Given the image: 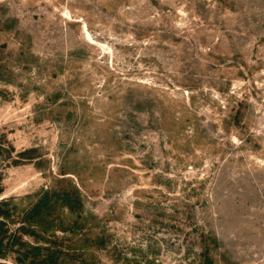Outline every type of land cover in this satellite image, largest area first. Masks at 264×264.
I'll list each match as a JSON object with an SVG mask.
<instances>
[{"label":"rangeland","instance_id":"rangeland-1","mask_svg":"<svg viewBox=\"0 0 264 264\" xmlns=\"http://www.w3.org/2000/svg\"><path fill=\"white\" fill-rule=\"evenodd\" d=\"M64 179L93 264H264V0H0V201Z\"/></svg>","mask_w":264,"mask_h":264},{"label":"trees","instance_id":"trees-1","mask_svg":"<svg viewBox=\"0 0 264 264\" xmlns=\"http://www.w3.org/2000/svg\"><path fill=\"white\" fill-rule=\"evenodd\" d=\"M66 210L78 215L70 227ZM83 210L82 194L68 179L40 193L26 208L13 199L0 201V258L17 264H93L88 247L99 248L103 240L87 234L76 238L83 230Z\"/></svg>","mask_w":264,"mask_h":264}]
</instances>
